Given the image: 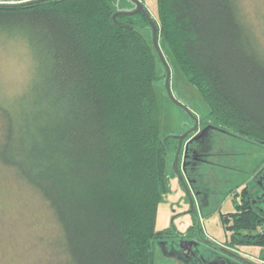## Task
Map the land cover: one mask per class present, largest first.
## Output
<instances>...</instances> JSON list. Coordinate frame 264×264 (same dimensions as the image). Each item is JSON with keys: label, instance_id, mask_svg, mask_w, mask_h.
Here are the masks:
<instances>
[{"label": "trees", "instance_id": "trees-1", "mask_svg": "<svg viewBox=\"0 0 264 264\" xmlns=\"http://www.w3.org/2000/svg\"><path fill=\"white\" fill-rule=\"evenodd\" d=\"M117 2L0 4V53L26 67L21 88H0V163L52 209L64 253L56 264H154L153 243L170 237L156 221L179 139L161 132V58L141 32L148 14L114 18ZM158 8L153 20L208 104L203 128L264 144V46L238 1ZM229 216L221 212L233 243L264 245L253 211Z\"/></svg>", "mask_w": 264, "mask_h": 264}, {"label": "rangeland", "instance_id": "rangeland-1", "mask_svg": "<svg viewBox=\"0 0 264 264\" xmlns=\"http://www.w3.org/2000/svg\"><path fill=\"white\" fill-rule=\"evenodd\" d=\"M237 1L264 46V0ZM143 2L152 17L157 19L158 0ZM135 6L133 0L117 2L119 11H130ZM141 32L151 43L154 42L151 25L142 28ZM157 35L170 69L168 89L166 64L162 59L158 61L161 78L155 87L161 132L163 136L178 138L179 143L178 148L167 155L172 189L159 203L156 221V228L168 229L170 237L164 238L166 245L159 240L153 243L154 264H193L167 254V249L180 237L189 238L196 234L216 243L225 239L221 212L235 209L244 185L248 187L245 188L248 193L245 190L244 195L257 192L255 182L264 185V144L208 126L200 131L203 127L200 121L209 112L208 104L186 77L159 28ZM22 60L20 55L0 53V88L6 86L9 91L21 88L18 86H22L26 78ZM196 132L199 136L191 138ZM193 148L201 150L195 163L187 159L195 154ZM178 150L180 154L176 161ZM175 165L182 173L191 198ZM60 233L55 215L40 193L22 180L15 170L0 163V264H56L57 259L63 261ZM247 247L250 257L253 251L251 245Z\"/></svg>", "mask_w": 264, "mask_h": 264}, {"label": "flooded vegetation", "instance_id": "flooded-vegetation-1", "mask_svg": "<svg viewBox=\"0 0 264 264\" xmlns=\"http://www.w3.org/2000/svg\"><path fill=\"white\" fill-rule=\"evenodd\" d=\"M27 1L32 0H0V4H10L11 2L23 3ZM133 1L136 3L135 0ZM140 1L143 4V9H141L138 13L151 14L143 0ZM137 7L138 4L136 3V6L130 11L135 10ZM202 129L203 127L200 128V131ZM197 135V132L192 133L191 138H197ZM198 149L199 148H193V153L195 151V154L192 158L187 157L189 162L195 163L196 160L199 159L197 151ZM183 169H185L186 171V168L183 167ZM255 181H257V179ZM255 183L258 186L257 192L252 191L249 194L244 195L243 191L246 190L245 188L247 187V184L244 185L242 187V190L239 191L240 207H235V209L223 213H235V216L233 218L229 216L230 218L228 222H230L233 219L239 217V215L244 211H253L258 217V223L255 225L254 229V235H257L256 238H261L260 235L264 234V185L259 186L257 182ZM246 193H248L247 190ZM227 224L228 223H224L225 239L223 241H219V243H216L209 238L199 236L198 234L189 238L180 237L179 240L175 242V245H172L169 249H167V254L179 258H184L186 262L193 264H264V245L259 243L249 245L233 243V240L231 239L232 232L228 231V228L226 227ZM162 243L165 242L163 241ZM176 245L179 246V249L178 246L176 247ZM250 245L251 250L253 251V255H250V257H248L249 249L247 246Z\"/></svg>", "mask_w": 264, "mask_h": 264}, {"label": "water", "instance_id": "water-1", "mask_svg": "<svg viewBox=\"0 0 264 264\" xmlns=\"http://www.w3.org/2000/svg\"><path fill=\"white\" fill-rule=\"evenodd\" d=\"M36 1H41V0H32V1H27V2H25V3L36 2ZM135 1H136V3L138 4V7H137L135 10H133V11H118V12L115 13L114 18H116V16H117L118 14H120V13H124V14H128V15H132V14L138 13L141 9H143V4H142V2H141L140 0H135ZM23 3H24V2H23ZM10 4H17V3H15V2H11ZM148 16H149L150 24H151L152 29H153V36H154V42H153V43H154L156 49L158 50V53H159V55H160V58H161L162 61L166 64V67H167V86H168V89H170V86H169V80H170V69H169V67H168V65H167L166 59H165V57H164V54H163V52H162V50H161V48H160V46H159V44H158V35H157V33H158V26H157L156 22L153 20L152 15H151V14H148ZM197 136H199V133H198ZM178 155H179V150H178V153H177L176 161L178 160ZM175 167H176V169H177V171H178V173H179V176H180L182 182H183L184 185L186 186V189H187V191H188V194L190 195L189 189H188V187H187V185H186V183H185V180L183 179L182 173H181V172L179 171V169L177 168V165H175ZM190 198H191V195H190ZM191 205H192V209L194 210V205H193L192 200H191Z\"/></svg>", "mask_w": 264, "mask_h": 264}, {"label": "bare ground", "instance_id": "bare-ground-1", "mask_svg": "<svg viewBox=\"0 0 264 264\" xmlns=\"http://www.w3.org/2000/svg\"><path fill=\"white\" fill-rule=\"evenodd\" d=\"M123 16V15H122ZM254 217V216H253ZM244 220V219H243Z\"/></svg>", "mask_w": 264, "mask_h": 264}]
</instances>
